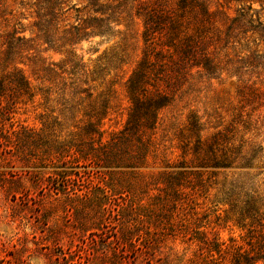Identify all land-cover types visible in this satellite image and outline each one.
I'll use <instances>...</instances> for the list:
<instances>
[{"label":"trees","instance_id":"trees-1","mask_svg":"<svg viewBox=\"0 0 264 264\" xmlns=\"http://www.w3.org/2000/svg\"><path fill=\"white\" fill-rule=\"evenodd\" d=\"M7 1L0 0V14ZM85 2L88 15L70 22L67 12L79 11L72 0H20L34 8L36 43L12 31L0 46V155L12 153L48 168L45 181L54 195H75L88 174L79 168L95 169L99 181L86 183L92 187L91 200L101 218L107 214L118 221L126 239L141 227L148 247L156 234L180 235L198 242L212 264L264 262V200L253 185L257 173L249 171L264 166L262 139L257 140L264 114L252 119L264 107V21L258 11L250 0H216V6L211 0ZM115 34L126 45L115 55L117 62H123L131 45L127 41L140 37L142 47L124 82L125 123L104 139L110 91L91 101L90 83L98 71L86 68L76 45L91 36ZM49 50L66 57L47 63L43 53ZM24 59L47 85H31L18 66ZM222 78L235 81L238 122L246 131L253 129L252 138L241 137L235 144L234 128L203 137L200 119L191 111L179 133V157L162 159L161 169L146 174L148 158L155 157L152 135L159 112L203 79ZM37 96L44 111L35 129L20 124L16 115ZM111 200L115 214L107 208ZM218 205L225 206V218L245 230L243 244L229 239L223 248L217 231L204 223ZM212 251L220 261L211 258Z\"/></svg>","mask_w":264,"mask_h":264},{"label":"rangeland","instance_id":"rangeland-1","mask_svg":"<svg viewBox=\"0 0 264 264\" xmlns=\"http://www.w3.org/2000/svg\"><path fill=\"white\" fill-rule=\"evenodd\" d=\"M24 2L30 0H23ZM72 2L79 11H68V21L75 22L77 16L83 18L88 15L84 9L85 0ZM250 2L264 21V0ZM19 3L20 0H8L0 14V46L5 34L12 31L33 39V46L36 43L32 13L34 8ZM211 4L216 6V0H211ZM121 38V34L91 36L76 45L77 54L86 68L98 71L95 81L90 83L91 101L98 102L101 93L110 91L111 107L103 120V128L106 129L104 139L125 123L129 102L124 82L131 74L142 47L140 37L127 41L131 45L126 47L123 62H117L115 55L126 46ZM43 56L47 57V63H59L66 57L54 50L43 53ZM18 66L33 87L47 85L36 78L28 60L24 59ZM101 68H105V71L99 72ZM40 102L42 99L37 96L34 103L19 110L16 119L20 124L39 128L37 118L44 111ZM191 111L200 119L203 137H211L217 131L234 128L235 144L241 137L244 140L252 138L253 129L246 131L238 122L240 110L235 81L225 78L211 81L203 79L182 100L159 112V120L152 135L155 157L148 158L143 169L146 174L161 169L162 159L175 160L179 157V133L187 124ZM263 114L264 107L259 108L252 113V119ZM261 130L257 140L262 139L264 147V126ZM79 169L81 172H88L83 177L84 182L91 180L93 186L99 181V176L92 167ZM49 171L48 168L42 170L35 167L32 162L12 153L0 155V264H212L210 257L199 250L198 242L188 241L180 235L156 234L148 247L143 245V239L147 236L139 227L140 230L126 239L118 221L110 217L107 219V214L101 218L91 200L92 187L85 183L75 195H54L48 190L45 181ZM249 171L251 174L257 173L253 185L264 200V166L255 165ZM99 184L102 186V183ZM113 203L114 201L107 208L115 214L113 208L117 206ZM218 207L216 213L204 220L205 224L208 223V229L217 231L223 248L229 245V239L243 244L245 230L225 218V206ZM217 214L219 219H216ZM137 234L141 235L138 240ZM211 258L221 260L215 251H212ZM222 264L229 263L223 261Z\"/></svg>","mask_w":264,"mask_h":264}]
</instances>
